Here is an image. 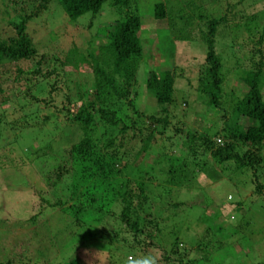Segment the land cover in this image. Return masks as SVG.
<instances>
[{"label": "rangeland", "instance_id": "1", "mask_svg": "<svg viewBox=\"0 0 264 264\" xmlns=\"http://www.w3.org/2000/svg\"><path fill=\"white\" fill-rule=\"evenodd\" d=\"M158 1L165 0H130V6L126 8L140 18L137 34L142 46V59L131 95L136 94V105L141 111L156 113L159 107L145 89V76L149 71H172L173 107L168 109L170 123H182V135L188 132L199 136L204 132L220 131L226 118L232 121L229 117L232 118L233 104L245 91L238 85L239 72L257 62L258 53L255 50L264 55V33L261 32L264 27V0H192L200 5L202 14L208 19L224 18L218 22L212 36L213 51L219 59L223 77L222 103L218 106L208 104V100L197 90L198 77L206 65L203 21H193L189 40H175L169 45L166 21H158L152 15V6ZM38 2L0 0L1 33L9 35L13 30L7 24L10 17L3 14L6 7L13 17L19 6H23L26 14L30 10L35 12ZM185 2L168 0L167 6L170 8L179 3L184 7ZM124 10L105 1L98 14L91 16L87 12L70 21L57 0H49L36 17L30 18L25 31L37 55L43 54L49 62V65L42 64V71L54 69L59 73L58 81L62 82L57 83L58 90L50 99L46 96L47 86L43 82H38L34 89L29 90L31 95L46 99L47 104L35 103L24 95L28 91L25 76L30 75L21 73L19 80L13 81L17 73L15 68L30 71L35 67L36 58L34 61L0 62V115H6L9 122L15 121L16 125L22 123L18 122V117L24 116L22 124L26 126L13 131L16 134L19 132L18 142L8 146L9 149L1 147L6 136L0 139V262L67 264L76 259L79 264H118L111 263L106 240L101 238L109 236L111 242L121 248L123 241L120 238L132 240V236L122 231L115 234L118 225L121 229L124 227L115 216L93 221L91 210L95 205L94 208H102V212L111 210L115 215L120 209L116 195L124 189L120 180L127 176L137 180L135 182H144L141 200L134 199L132 205L135 208L141 204V222L150 219L154 223L142 225L145 231L137 236L139 243L134 247L140 252L126 251L121 254L119 264H134L136 259L148 255L157 257L158 264H165L161 260L162 252L173 241V235L179 242L171 261L174 264H264V189L260 193L254 191L256 182L264 185V169L257 172L258 181L254 182L251 172L222 171L209 162L195 179L179 185L167 183L163 172L165 164L160 161L162 158H156L159 152L163 153V149L155 146L157 151L152 147L145 152L137 167L130 166L132 159L129 155H121L118 163L120 174L112 180L102 183L101 177L94 176L85 181V174H80L83 176L80 178L75 175L78 171L72 170L56 187H47L44 176L46 169L52 165L53 155H58L83 138L79 125L63 115L65 110L70 113L69 117L74 114L77 85L84 90L92 80L89 66L80 65L77 69L65 67L60 65L59 59L62 60L72 46L83 52L102 43L104 37L98 29L119 20ZM249 20L250 24L246 25ZM259 38L261 44L258 43ZM87 40L92 42L90 46H86ZM171 45L173 53L169 56ZM161 47L165 48L163 52ZM53 78L51 76L49 82ZM16 94H19L18 99L14 97ZM261 95L264 101V83ZM64 96L68 97L69 104H65ZM62 103L65 110L61 107ZM44 117L47 119L42 121ZM236 123L244 129L249 121L238 117ZM100 129L98 125L91 138L100 135ZM130 134L128 131L126 148H131L132 144L133 149H137L139 140L135 138L130 142ZM172 134L165 129L163 136ZM161 138L158 137V140ZM174 141L171 153L177 152L178 141L176 138ZM215 141L221 145L223 139L218 136ZM263 152L264 141L260 149V153ZM92 184L96 185V189H91ZM183 202L187 203L184 205ZM204 224H210L211 230L221 226L219 232L223 233L220 246L211 248L207 253L194 248L206 227ZM112 236H115V241ZM184 247L188 248L185 253L182 251ZM135 254L137 256L134 257Z\"/></svg>", "mask_w": 264, "mask_h": 264}, {"label": "trees", "instance_id": "2", "mask_svg": "<svg viewBox=\"0 0 264 264\" xmlns=\"http://www.w3.org/2000/svg\"><path fill=\"white\" fill-rule=\"evenodd\" d=\"M48 1L39 0L38 5L34 7L35 12L30 10L29 14L24 13L23 6H19L16 9V15L13 17L10 16L8 7L4 6L6 8L3 14L10 17L7 24L13 30L9 35L2 34L0 31V62L2 60L8 62L34 61L36 58L35 67L31 68L30 71L15 68L17 73L13 81H18L21 73H24V76L30 75L25 76L28 91H25L24 95L38 104H47L48 101L31 95L30 89H34L38 82H43L47 86L46 96L50 99L52 94L58 90L57 83H62L58 81L59 73H56L54 69L42 71V64L48 63L49 65V62L43 54L37 55L34 44L25 31L30 18L36 17L46 7ZM105 1L116 8L122 7L125 10L121 13L119 20H114L111 24L98 29L103 35L104 41L95 47L84 49L83 52L72 46L67 50L62 60L59 59L60 65L65 67L72 66L77 69L80 65L89 66L92 80L88 87L85 86L84 90H81L80 85H77L72 117H69L70 113L65 110L64 103L61 104L62 109L65 110L64 118L79 125L83 132V138L78 143L63 149L58 155H53L52 165L46 169L44 176L47 187L49 189L56 187L62 178L71 173L72 170L78 171V174L75 173L77 176L85 174L87 176H85V181L94 176L101 177L102 183L107 179L112 180L120 174L118 163L123 155H129L132 159L131 162L129 161L130 166L137 167L139 165L137 162L152 147L155 151H157L156 147L163 149V153L159 152L160 154L156 155V158H162L160 161L165 164L163 172L165 174L164 181L167 183L179 185L183 181L195 179L199 172H203V166L209 162L220 167L222 171L251 172L252 180L258 181L257 172L264 169V152L260 153L264 141V101L261 95L264 83V55H261V51L255 50L258 53L257 62L252 63L250 68L241 70L238 74V85L244 87L245 91L233 104L230 112L232 118L229 117L232 121L226 118L220 131L213 133L204 132L196 136L185 132L182 135L181 126L183 124L179 121L171 124L168 119L170 118L168 109L173 107L174 75L172 71H149L145 76V89L159 107L156 113L141 111L136 105V94L133 92L134 94L131 95L137 69L142 59V46L137 34L140 28V18L137 14L126 10L130 6V0H57L63 13L70 21L87 12L91 16L98 14ZM167 3L168 0L155 2L152 6V15L158 21H166L169 45L175 40H189L190 28L194 25L193 21L196 19L203 21L205 32L202 33V37L207 47L206 65L198 77L197 90L208 100V104L212 106L221 105L220 94L223 77L220 74L219 59L213 51L212 36L218 22L223 21L224 18L219 20L208 19L202 14L200 5H196L192 0H186L184 7L175 3L176 5L173 4L169 8ZM252 19L253 17H251ZM246 23V25L250 24V20ZM261 32L264 33V27H262ZM260 39L259 44H261ZM90 40H87L86 46L91 45ZM169 48V56H171L173 46L171 45ZM163 49L165 48H160L161 52ZM51 76L54 78L49 82ZM19 94L14 97L18 99ZM64 99L65 104L70 103L67 96H64ZM231 100L235 101L234 99ZM77 101L79 102L78 105H76ZM62 109L60 111H63ZM238 117H244L249 121L246 128L242 129L243 127L236 123ZM23 118L24 116L18 117V122L24 123ZM46 119L47 117H44L42 121ZM12 122H9L6 115H0V139L6 136L1 147H8L17 143L19 132L16 134L13 131L26 128L22 123L16 125L15 121ZM97 124L101 126V134L94 139L90 135L96 130ZM165 129L172 131V136H163ZM143 130L145 131L144 134H142ZM128 131L131 132L128 138L130 142L138 138L139 146L137 149H133L132 144L130 145L131 148H126ZM156 135L164 138V141L160 143L162 138L158 140ZM218 136L223 139L221 145L215 141ZM175 138L178 141L177 152L171 153L173 151L171 145L175 143ZM82 175L80 178L83 177ZM135 181L137 180L128 179L127 176H123L120 180L123 182L124 189L116 195L115 200L120 203V209L115 215L111 210L102 212V208H94L95 205L91 210L94 213L92 214L93 218H91L93 221L98 222L105 219L106 216H115V219L124 225L123 229L119 228L118 225V229L116 228L114 231L115 234L117 235L119 231H122L132 236V240L125 237L120 238L123 242L121 243L122 247L118 248L114 242H111L109 236L101 233L104 235L101 239L106 240L107 255L111 263L119 264L121 254L126 251L140 252L134 247L135 244L139 243L137 236L142 235L145 231L142 225L154 223L150 219L141 222L142 219L139 216L141 204L136 205L135 208L132 205L134 199L136 201L141 200L144 190V182ZM91 189H96V185L92 184ZM263 189L264 185L256 182L254 191L260 193ZM186 203L183 202L182 204L185 205ZM77 220L79 221V219ZM204 226L206 227L194 248L195 251L207 253L211 248L220 246L219 241H221L223 233L219 232L221 226L215 230L210 229V224H204ZM95 233L98 232L95 231ZM112 237L113 240L115 236ZM149 242L151 243V241ZM143 244L145 243L143 242ZM178 245L179 242L173 235V241L162 252L161 260L163 263L174 264L171 261L178 250ZM187 250L186 247L182 248L183 253ZM207 259L209 260V258ZM0 264H10V262L4 261ZM67 264H79V262L72 259Z\"/></svg>", "mask_w": 264, "mask_h": 264}, {"label": "clouds", "instance_id": "3", "mask_svg": "<svg viewBox=\"0 0 264 264\" xmlns=\"http://www.w3.org/2000/svg\"><path fill=\"white\" fill-rule=\"evenodd\" d=\"M134 264H158V259L155 256H143L134 261Z\"/></svg>", "mask_w": 264, "mask_h": 264}]
</instances>
